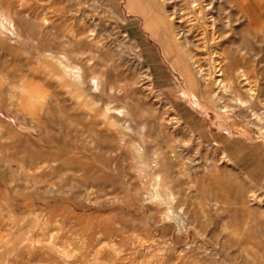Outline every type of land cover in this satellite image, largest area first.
<instances>
[{
	"label": "rangeland",
	"instance_id": "1",
	"mask_svg": "<svg viewBox=\"0 0 264 264\" xmlns=\"http://www.w3.org/2000/svg\"><path fill=\"white\" fill-rule=\"evenodd\" d=\"M155 1L0 0V264H264V0L202 3L257 99L214 107L203 26Z\"/></svg>",
	"mask_w": 264,
	"mask_h": 264
},
{
	"label": "bare ground",
	"instance_id": "2",
	"mask_svg": "<svg viewBox=\"0 0 264 264\" xmlns=\"http://www.w3.org/2000/svg\"><path fill=\"white\" fill-rule=\"evenodd\" d=\"M20 1V0H19ZM23 1V0H22ZM138 1V0H137ZM160 0H156L155 2H159ZM170 0H161V2H163L164 4H167L168 2H169ZM179 1V0H178ZM183 1H185V5H186V7L187 8H184V9H182V12H181V19L180 20H182V21H186V23L188 22L189 23V25L190 24H192V26H193V24H196L197 22L200 24V25H202L203 26V28H202V26H201V28L203 29V30H205V32L203 31V33L200 31V34L201 35H203L204 34V37H202L203 39H202V41H204L203 42V46H199V47H201V49H205V50H207V49H209V51H208V57H207V59L208 60H206V61H208V62H205V65L207 64V68L205 69V68H203L200 64H199V60H198V58L196 57V56H192V55H188L189 56V59H190V61L193 63V65H194V67L196 68V70H197V74L199 75V77L200 78H204V81L206 80V85H205V87H204V92L206 93V95H205V97H206V99L208 100V102L211 104V106H213L214 107V100L212 99L213 97L211 96V94L209 93V91H210V89H212V87L213 86H215L216 88H218L219 90H221V91H227V90H230L231 89V86H235V85H238L237 87H238V89L240 88L241 90H243V92H244V89L245 88H247V87H244V86H246V85H244V84H242L243 83V81H242V79L244 78L243 76H245L244 74H242L243 72H242V66H243V61H242V59H241V57L240 56H235V57H233V59H232V61L230 62V67H228L229 68V73H231V74H229V80L228 81H226L224 84H223V79L221 80L220 78L221 77H223L224 75H226V74H224L223 72H224V70L223 69H226L225 68V62H226V60H224V59H227L228 57H226V58H224L223 59V57H221V55H220V52L219 51H221V50H219V44H221V43H219V41L217 40L219 37H216L215 36V32L216 31H214L215 30V24L217 23V17H216V15L217 14H214L213 13V10H212V12L210 13V11H208V9H210V7H212V4H211V2L210 1H208L209 2V5L208 4H205V5H203L202 3H204V0H183ZM211 1H215V0H211ZM217 1V3H219V1H222V0H216ZM257 1H262V0H257ZM171 2V1H170ZM205 2H207V1H205ZM231 2V1H230ZM229 1H228V3H230ZM239 2V1H238ZM181 4V3H180ZM184 4V3H183ZM182 4V5H183ZM220 4V3H219ZM182 5H180V8L179 9H181V7H182ZM210 6V7H208V6ZM215 5V4H214ZM24 6V5H23ZM147 10H150V9H148V8H146ZM212 9V8H211ZM214 10L216 9V8H213ZM4 10V9H3ZM41 10V9H40ZM239 10V9H238ZM243 12H244V14L243 15H245V16H248L249 18H251L252 19V14H251V12L250 11H247L246 10V7L244 8L243 7V10H242ZM238 12V11H237ZM21 13V12H20ZM218 13V12H217ZM4 15H7V14H4ZM9 15V14H8ZM5 16V18L6 19H8L9 21H8V23H11L12 21L10 20V16ZM2 16V15H1ZM226 16V15H225ZM4 17V16H3ZM44 17V16H43ZM173 16L172 15H170V18H169V16H167V19L169 18V20H168V22H169V24H170V26L173 28H175V26L176 25H179L180 26V24L179 23H181V21H179V22H177L175 19H176V17H174L175 19H173L172 18ZM179 17V16H178ZM226 18V17H225ZM224 18V19H225ZM228 18H229V16H228ZM5 19V20H6ZM219 20V19H218ZM228 20V19H227ZM50 21V20H49ZM220 22V21H219ZM174 23H176V25L174 24ZM197 23V24H198ZM218 25V24H217ZM216 25V26H217ZM227 25V24H226ZM199 26V25H198ZM250 26L252 27V29L254 30V33H256V32H259L260 31V24L259 23H257L255 20H252L251 21V24H250ZM178 27V26H177ZM188 27H190V26H188ZM195 27V26H194ZM200 27V26H199ZM227 27V26H226ZM3 28H5V25H4V23H3V21H1L0 22V31L3 29ZM196 28H198V27H196ZM176 29V28H175ZM193 29H191V31H192ZM198 30H199V28H198ZM227 30V29H226ZM234 30V29H233ZM5 31V30H4ZM12 31V30H11ZM185 31V30H184ZM3 32V31H2ZM193 32V31H192ZM176 33V32H175ZM234 33V32H233ZM235 34H236V32H235ZM225 35V34H224ZM177 36H178V34H177ZM227 36V35H226ZM174 37L176 38V36H175V34H174ZM186 38V37H185ZM184 38V39H185ZM187 39V38H186ZM224 38H222V40H223ZM179 40V38H177V41ZM208 42H211L210 44H207L206 45V43H208ZM233 43V42H232ZM231 43V44H232ZM205 44V45H204ZM234 44V43H233ZM233 46H235V45H233ZM166 48V47H165ZM221 48V47H220ZM185 49V48H184ZM197 49V48H196ZM200 49V48H199ZM227 50H225V52L227 53V54H229V56L230 55H232V51L230 52V50H232V49H230V47H227L226 48ZM187 50V49H186ZM201 51V50H200ZM224 52V53H225ZM187 53H189V52H187ZM210 54V55H209ZM243 54V53H242ZM250 55H251V53H250ZM187 56V57H188ZM233 56V55H232ZM242 56V55H241ZM244 56H246L245 54H244ZM248 57V56H247ZM55 59V58H54ZM244 59V58H243ZM57 61V60H56ZM253 61H257L256 60V58H255V60H254V57H253ZM229 63V62H228ZM204 64V63H203ZM254 64H256V63H254ZM63 65V64H62ZM229 65V64H228ZM227 65V66H228ZM254 66V65H253ZM227 68V69H228ZM253 68H255V67H253ZM252 68V69H253ZM186 69H188V66H187V64L184 62L183 64H182V70H183V76H184V79H185V81H186V85L189 87V88H194V87H196V78H195V75H193L192 73H190L189 71H187ZM73 70V69H72ZM254 70V69H253ZM65 71V70H64ZM67 71V70H66ZM69 71V70H68ZM251 72V71H250ZM256 72V71H255ZM254 73V72H253ZM246 77V76H245ZM218 79H220V80H218ZM247 79V78H246ZM245 79V81H248V80H246ZM234 80V81H233ZM244 80V79H243ZM250 81V80H249ZM173 82V84L172 85H174V87H177L176 89L178 90L179 88V86H178V84L175 82V81H172ZM245 83V82H244ZM252 84V83H251ZM248 86V85H247ZM251 87V86H250ZM252 88V87H251ZM247 90V89H246ZM235 91L237 92V91H239V90H237V88L235 89ZM255 91H256V89H255ZM240 92V91H239ZM245 94L247 93V95L249 96V98H251V99H253V100H255L256 98H255V94H256V92H253V91H245L244 92ZM243 93V94H244ZM244 94V95H245ZM250 99V100H251ZM259 99L260 98H258V101H259ZM264 99V98H263ZM235 100H236V102L237 103H242L243 102V100L240 98V96L238 95V96H236V98H235ZM249 101V100H248ZM248 101H246V102H248ZM260 101H261V99H260ZM253 102V101H252ZM256 102H257V99H256ZM262 102V101H261ZM244 104H246L245 103V101L243 102ZM264 103V102H263ZM260 104V103H259ZM241 106V105H240ZM244 106V105H243ZM259 106H261V105H259ZM263 106H264V104H263ZM262 106V107H263ZM261 107V108H262ZM226 108H227V106H222V108H221V110H222V112H225V113H227V114H230V112H231V114H232V111H231V109L230 108H228V109H230V110H226ZM257 108H258V106H257ZM261 108H259L260 110H261ZM264 108V107H263ZM262 108V109H263ZM254 110H255V108H253ZM258 109V110H259ZM253 110V111H254ZM259 110V111H260ZM251 111V110H250ZM259 111H256V112H254L253 114H252V116H255V118H257L256 120H258V122L259 123H261L262 124V122H264V120H262L261 121V117H263V114H264V112H260L259 114H258V112ZM264 111V110H263ZM252 113V112H251ZM262 115V116H261ZM237 116V115H236ZM259 116H261V117H259ZM176 119V118H175ZM263 119V118H262ZM255 120V121H256ZM171 122V121H170ZM248 124V123H247ZM264 124V123H263ZM262 126V125H261ZM263 127V126H262ZM262 127H257V126H255V127H253L254 128V130L256 131V133H257V135L259 136V137H262L263 139H264V131L262 130ZM261 144V143H260ZM262 147H260V149H261V151H262V153H264V145H261ZM264 155V154H263ZM223 159H225L229 164H231V160H229V158H227L225 155H224V153H222V156H221ZM169 188V187H168ZM169 189H171V188H169ZM166 192H168L167 191V189H164ZM172 190V189H171ZM251 194V193H250ZM252 194H254V192H252ZM169 195L170 196H172V198H173V194H171V193H169ZM251 196V195H250ZM160 197H158V199H159ZM163 198V197H162ZM171 198V199H172ZM258 198H260V197H258ZM157 199V198H156ZM164 199V198H163ZM162 199V200H163ZM168 199V198H167ZM161 200V201H162ZM169 200H170V198H169ZM174 200H175V198H174ZM174 200H172V201H174ZM160 201V200H159ZM167 201V200H166ZM171 201V200H170ZM250 201H251V204L248 206V210H250V211H253V207H256V204H258V203H260L259 201H261V199L259 200V199H257V197H255V194L254 195H252V197H251V199H250ZM175 202V201H174ZM163 203V202H162ZM171 203V202H170ZM261 203H262V201H261ZM263 203H264V201H263ZM162 205H164V203L162 204ZM167 205V204H166ZM168 207V206H167ZM181 209V208H180ZM171 213V212H170ZM167 217V216H166ZM164 219H165V217H164ZM36 224V223H35ZM48 224V223H47ZM55 225H57V224H55ZM56 227V226H55ZM39 229V228H38ZM57 229V228H56ZM53 230V229H52ZM39 231V230H38ZM51 232V231H50ZM60 233H61V231H60ZM57 235V234H56ZM46 236V235H45ZM65 236V235H64ZM54 237V236H53ZM59 237V236H58ZM57 239V238H56ZM55 239V240H56ZM53 241V240H52ZM55 242V241H54ZM110 242V241H109ZM110 245V244H109ZM109 245H107V246H109ZM112 246V245H111ZM110 247V246H109ZM108 249V248H107ZM112 249H114L113 247H112ZM110 250H111V247H110ZM108 252H109V250H108ZM110 253H111V251H110ZM117 253V252H116ZM133 258V257H132ZM154 258V257H153ZM149 259V258H148ZM140 261V260H139ZM45 262V261H44ZM162 262V261H161ZM145 263V262H144ZM163 263V262H162ZM161 263V264H162ZM164 264V263H163Z\"/></svg>",
	"mask_w": 264,
	"mask_h": 264
}]
</instances>
